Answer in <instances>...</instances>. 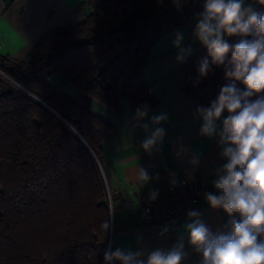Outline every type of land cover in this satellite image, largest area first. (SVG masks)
Returning <instances> with one entry per match:
<instances>
[{"label":"trees","instance_id":"trees-1","mask_svg":"<svg viewBox=\"0 0 264 264\" xmlns=\"http://www.w3.org/2000/svg\"><path fill=\"white\" fill-rule=\"evenodd\" d=\"M191 1L177 10L171 0H87L83 21L52 29L27 59L0 56V264H104L114 228L101 156L115 126L92 102L115 109L123 94L137 107L157 103L142 69L152 46L198 12L200 0ZM254 10L264 15V4ZM206 54L179 73L203 107L227 83L215 66L196 83ZM53 74L76 95L54 88Z\"/></svg>","mask_w":264,"mask_h":264},{"label":"clouds","instance_id":"clouds-1","mask_svg":"<svg viewBox=\"0 0 264 264\" xmlns=\"http://www.w3.org/2000/svg\"><path fill=\"white\" fill-rule=\"evenodd\" d=\"M187 3L171 0L177 10ZM258 3L264 4V0ZM194 19L193 40L207 53L198 63L196 83L206 78L213 66L223 68L227 81L208 107L196 109L197 118L203 121L200 135L218 137L221 157L226 160L212 173L214 191L203 193V198L211 209H223L229 219L214 231L199 211L189 210L187 222L170 248L109 247L104 264H186L191 253L200 257L199 264H264V15L246 0H204L203 10ZM234 36L242 38L230 45L225 37ZM183 41L184 33L175 30L172 44L177 63L186 62L193 54L192 46H183ZM150 111L147 104L138 106L133 117L138 122L149 118V123L143 124L145 131L149 124L159 125L168 119L166 113L149 117ZM165 134L164 128L155 127L141 147L151 153ZM191 163L197 165L199 156L194 155ZM132 171L133 182L139 187L151 179L143 168ZM170 183L175 186L177 181ZM157 196L158 191L153 190L149 199ZM109 223H104L105 231ZM167 231L164 227L160 235Z\"/></svg>","mask_w":264,"mask_h":264},{"label":"crops","instance_id":"crops-1","mask_svg":"<svg viewBox=\"0 0 264 264\" xmlns=\"http://www.w3.org/2000/svg\"><path fill=\"white\" fill-rule=\"evenodd\" d=\"M86 2L11 0L8 9L0 12V56L27 59L40 39L52 29L83 21L90 10ZM246 2L253 3L255 7L256 1ZM203 3L204 0L199 3L197 13L203 10ZM194 17L164 34L152 46L148 61L142 69L143 78L149 87H154L153 94L157 99V103L149 107V117L166 113L167 121L155 126L149 124V130L145 131L143 124L149 123V118L139 122L133 119L137 106L123 94L119 95L115 109L107 108L98 100L92 102L93 112L115 126L113 133L103 143L101 156L112 201L113 250L117 247L146 251L170 248L178 232L182 231V225L187 222V216L174 232H166L163 236L146 235L138 225V197L148 196L153 190L159 192L166 189L172 179L178 181L183 178L206 184L208 192L214 191L212 173L226 163L221 157L219 138L209 139L200 135L203 121L196 116L200 95L189 92L179 83V73L185 62L177 63L175 59L177 50L172 44L175 30L184 33L183 46H192L193 54L189 57L204 50L193 40L196 23ZM54 81V88L70 97L76 95V89L66 80L54 77ZM155 127L164 128L166 134L163 141L148 153L141 144ZM194 155L199 156V163L195 166L191 163ZM138 168L145 169L151 177L142 187L133 182L132 170ZM195 210L201 213L202 219L214 231L229 219L223 209H211L203 197ZM199 259L197 254L191 253L186 264H199Z\"/></svg>","mask_w":264,"mask_h":264},{"label":"built area","instance_id":"built-area-1","mask_svg":"<svg viewBox=\"0 0 264 264\" xmlns=\"http://www.w3.org/2000/svg\"><path fill=\"white\" fill-rule=\"evenodd\" d=\"M10 2L11 0H0V12L6 11ZM149 91L154 92V87H150ZM98 163L102 169L99 160ZM102 172L104 174L103 169ZM208 191L206 184L183 178L175 186L169 184L166 189L160 190L155 200H150V195H140L137 199L139 228L146 235H159L164 227H167V232H174L188 211L195 210L203 193Z\"/></svg>","mask_w":264,"mask_h":264},{"label":"rangeland","instance_id":"rangeland-1","mask_svg":"<svg viewBox=\"0 0 264 264\" xmlns=\"http://www.w3.org/2000/svg\"><path fill=\"white\" fill-rule=\"evenodd\" d=\"M201 1H202V0H200V2H201ZM254 1H255V0H254ZM200 2H199V3H200ZM198 5H199V4H198ZM54 77H59L60 79H63V78H62L61 76H59L58 74H54L53 78L50 80V83H51L52 86H54L53 83L55 82V81H54ZM63 80H64V79H63Z\"/></svg>","mask_w":264,"mask_h":264},{"label":"water","instance_id":"water-1","mask_svg":"<svg viewBox=\"0 0 264 264\" xmlns=\"http://www.w3.org/2000/svg\"><path fill=\"white\" fill-rule=\"evenodd\" d=\"M194 2H195V0L191 1L189 5L192 6L194 4Z\"/></svg>","mask_w":264,"mask_h":264}]
</instances>
